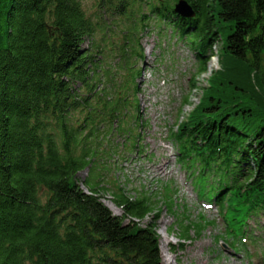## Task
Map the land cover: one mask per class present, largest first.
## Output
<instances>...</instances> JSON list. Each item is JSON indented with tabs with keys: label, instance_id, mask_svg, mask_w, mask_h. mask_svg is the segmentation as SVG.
<instances>
[{
	"label": "trees",
	"instance_id": "16d2710c",
	"mask_svg": "<svg viewBox=\"0 0 264 264\" xmlns=\"http://www.w3.org/2000/svg\"><path fill=\"white\" fill-rule=\"evenodd\" d=\"M179 1L99 4L126 18L137 11L141 22H164L188 41L201 71L222 42L223 52L253 67L264 91V0H186L193 19L175 13ZM97 27L83 0H0V264H162V207L148 197L131 200L118 181L103 185L106 160L123 156L126 144L129 153L138 149L139 28L124 31L129 45L120 48L119 69L111 73L97 56ZM219 73L209 83L223 88L211 85L215 96L205 90L170 140L198 196L219 207L230 247L238 251L249 236L255 241L247 223L264 215L263 102L254 94V108L237 105L240 88H230ZM102 136L117 141L109 152L100 149ZM86 169L88 191L78 180ZM102 191L122 215L102 201ZM165 201L172 210L171 198ZM179 223L181 241L213 224Z\"/></svg>",
	"mask_w": 264,
	"mask_h": 264
},
{
	"label": "rangeland",
	"instance_id": "374dc122",
	"mask_svg": "<svg viewBox=\"0 0 264 264\" xmlns=\"http://www.w3.org/2000/svg\"><path fill=\"white\" fill-rule=\"evenodd\" d=\"M99 1L83 0V5L87 14L100 23L96 45L101 50L97 56L103 64L102 70L116 73L119 69L117 63L122 54L119 50L129 45H124V31L136 24L140 45L144 48L143 57L133 61L135 68L141 71L136 80L139 94L135 102L140 120L139 127H134L135 133H140L138 149L129 153L130 144H126L123 156L106 158L105 164L110 171L104 173L106 182L103 185L118 181L124 184L131 200L148 197L150 201H155V206L162 207L157 224L162 264L166 258L175 260L173 264H196L198 258L204 260L205 264H264V215L254 216L247 223V230L255 241L251 242L249 236L245 247L237 246L238 251L233 250L230 247L233 240L226 236L227 225L219 207L198 196L190 172L177 162V149L170 140L172 130L186 120L200 103L205 90L207 96H215L211 85L213 89L223 88L214 81L209 83L210 77L215 73L217 75V71L230 88H234L233 84L240 88L235 89L237 105L246 101V107L251 105L254 108L250 98L258 94L263 102L259 114L264 118V91L255 70L246 60L223 52L222 42H219L212 48L211 56L201 71L195 51L188 41L180 40L164 22L154 17L141 22L142 13L137 11L129 12L126 18L111 5L99 4ZM144 12L148 14L149 11L144 9ZM143 24L147 26L145 32L141 30ZM84 45L87 47L89 44ZM185 99L188 104H183ZM133 108L136 109V106ZM101 139L100 149L103 153L109 152L117 142L110 136H102ZM88 175V169L78 174V180L86 191L84 181ZM100 195L107 206L112 205L110 193L102 191ZM167 197L172 200V210L165 201ZM111 210L116 215L123 213L117 208ZM150 217L143 225L150 221ZM203 220L212 221L213 224L201 234L193 231L189 241L179 239L182 233L180 221H186L182 225L190 222L194 225ZM201 245L202 248H199ZM171 249L175 250L174 253ZM194 253L197 255L193 256Z\"/></svg>",
	"mask_w": 264,
	"mask_h": 264
},
{
	"label": "water",
	"instance_id": "95a60500",
	"mask_svg": "<svg viewBox=\"0 0 264 264\" xmlns=\"http://www.w3.org/2000/svg\"><path fill=\"white\" fill-rule=\"evenodd\" d=\"M174 10L176 14L180 15L183 18L193 19L196 16V12L186 0H180L175 5Z\"/></svg>",
	"mask_w": 264,
	"mask_h": 264
},
{
	"label": "bare ground",
	"instance_id": "6f19581e",
	"mask_svg": "<svg viewBox=\"0 0 264 264\" xmlns=\"http://www.w3.org/2000/svg\"><path fill=\"white\" fill-rule=\"evenodd\" d=\"M212 62V61H211ZM211 62H210V64H211ZM212 65V64H211ZM163 170V169H162ZM161 170V171H162ZM111 209H113V210H115L116 209V207L112 204H109L108 205ZM199 248H202V245L199 247ZM163 255V254H162ZM197 255V253H194L193 254V256H196ZM164 256H165V254H164ZM176 259V258H175ZM173 262L174 263H176V261L175 260H171V259H169V258H166L165 260H164V264H173ZM196 264H205V262H204V260H202V259H200V258H198L197 260H196Z\"/></svg>",
	"mask_w": 264,
	"mask_h": 264
}]
</instances>
